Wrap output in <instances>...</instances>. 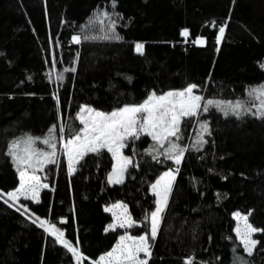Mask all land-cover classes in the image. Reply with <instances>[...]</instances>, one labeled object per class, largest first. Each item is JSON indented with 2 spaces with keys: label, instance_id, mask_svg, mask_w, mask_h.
Returning <instances> with one entry per match:
<instances>
[{
  "label": "trees",
  "instance_id": "obj_1",
  "mask_svg": "<svg viewBox=\"0 0 264 264\" xmlns=\"http://www.w3.org/2000/svg\"><path fill=\"white\" fill-rule=\"evenodd\" d=\"M112 5L113 0H0V192L19 182L9 144L26 134L43 137L53 125L63 126L68 137L69 128L81 127V106L112 111L190 84L206 97L246 99L250 88L264 83V0H115ZM98 11L110 14L102 26L89 23ZM185 29L187 38L181 36ZM73 36H80V43ZM200 37L205 44L193 42ZM54 60L58 72L75 69L63 72L57 84L46 73ZM205 118L209 133L201 145L191 143L196 121L186 118L181 124L179 145L186 150L156 238L150 239L147 264L188 259L234 264L236 257L264 264V117L226 116L213 109ZM153 143L144 135L127 141L132 164L123 183L108 182L113 158L104 149L86 154L72 174L64 158L47 164L48 187L38 202L20 199L28 211L0 198V264H75L35 217L60 224L86 256L85 264L111 251L123 231H105L113 218L104 209L111 204L128 206L134 234L148 232L145 216L156 208L150 186L174 167L165 155L153 159L156 152L146 153ZM236 211L260 230L251 255L237 237Z\"/></svg>",
  "mask_w": 264,
  "mask_h": 264
},
{
  "label": "snow or ice",
  "instance_id": "obj_2",
  "mask_svg": "<svg viewBox=\"0 0 264 264\" xmlns=\"http://www.w3.org/2000/svg\"><path fill=\"white\" fill-rule=\"evenodd\" d=\"M113 7H115V0H113ZM105 19H110V14L104 11H98L94 13V16L90 18L89 23H97L99 25L104 24ZM215 26V22H213ZM110 30L114 32V22L110 25ZM225 31V27L219 28V36L217 42L222 38ZM189 32L185 29L181 32V36L187 38ZM97 38H110L104 37H89L85 36L84 39H97ZM114 38L119 39L118 36ZM73 42L80 43V36H73ZM197 44H203L204 40L197 38L193 41ZM137 51H141L142 44L136 45ZM264 67V65H262ZM55 69V60L53 61V70ZM75 71V69L65 68L63 72ZM63 72L56 73L55 79L62 81ZM198 86L190 84L183 90H173L157 95L155 92L149 94L147 98L139 103L133 105H125L117 108L110 113L94 110L88 106H81L77 118L80 121L82 127L69 128V138L63 143V149L68 154L69 171L72 169L73 155L77 158H83L88 153L101 154V151L106 149L111 153L112 158L116 161L113 165L112 172L108 176V182L111 184L123 183V174L126 171L128 165L131 163V158L123 156L121 150L127 147V141L131 140L135 142L139 140L142 135L150 137L154 142L146 149V153L153 155V159H157L159 155H165L167 159H174L178 165L186 149L182 148L178 141L180 136V125L183 119H191L199 116L201 112H207L209 108L214 107L217 110L228 115L231 112L237 117L240 116V110L245 108L246 104H251L252 107H256L261 117H264V84L251 88L247 95L249 100H236V101H223L207 99L200 95L194 94V89ZM203 101V104L201 103ZM200 128L202 132L208 131L206 123H201ZM64 127H60V140L64 141ZM57 126L53 125L49 128L48 133L43 138L33 137L30 134H26L24 137H20L13 140L8 147V155L12 158L16 165V170L19 173V187L14 191L7 193L0 192V198L5 195L16 201L19 197L23 196L25 199L37 200L38 191L40 188H47V184L40 183V176L36 175L37 171H43L45 165L56 163L57 156ZM174 138V139H172ZM37 141L47 145L51 151H45L36 147ZM204 142L202 135L199 136L197 143ZM167 144V147L165 146ZM159 149H164L163 153H160ZM159 162V161H158ZM31 170V172H29ZM178 171V169H177ZM168 178V182L163 185L161 191H157L161 187L162 182ZM174 179L172 173L165 172L151 187L154 194L157 196L156 210L152 211L149 215L145 216V221L150 222V230L140 236H131L127 231L123 235H120L118 242L112 248L111 251L99 257L93 264H147L146 259H140L139 254L144 253L146 257L150 256L149 239L155 240L158 230V221L160 219L159 214L163 211L164 206L167 203V196L171 190V180ZM32 195L29 196L28 194ZM38 202V201H37ZM7 203V201H5ZM24 207L25 211H28L27 207ZM114 209H122L120 213L114 211ZM19 210V209H18ZM106 212H112V215L116 221L114 224H109L108 230H115L117 227L122 229L132 228L136 226V222L133 221L131 215L128 213L127 205L117 203L112 205L111 208H105ZM239 216V214H235ZM245 221L247 217H244ZM39 221V226L44 228L45 231L50 232L55 236L56 240L61 242L63 246L70 252L77 260V264H80L82 257L78 249L73 247L72 244L62 239L64 233L57 229L55 223L49 225V221L36 218ZM34 223L36 221H33ZM60 223H65L61 220ZM46 225H48L46 227ZM148 227V224L144 225ZM237 235H241L239 226L236 229ZM260 231L253 228L250 224H245V231L243 233L242 242L244 244L245 251L251 255L252 248L256 245L257 241L252 240L251 233ZM185 264H192V260L188 259ZM234 264H247L241 257H236Z\"/></svg>",
  "mask_w": 264,
  "mask_h": 264
},
{
  "label": "rangeland",
  "instance_id": "obj_3",
  "mask_svg": "<svg viewBox=\"0 0 264 264\" xmlns=\"http://www.w3.org/2000/svg\"><path fill=\"white\" fill-rule=\"evenodd\" d=\"M200 38L204 40V43H203V44H205V39L202 38V37H200ZM137 44H142V43H137ZM137 44H136V45H137ZM203 44H202V45H203ZM142 45H143V44H142ZM143 47H144V45H143ZM136 49H137V48H136ZM141 51H143V48H142ZM46 73H47V75H48V79H49V81H51L53 84H57L58 80L55 79V74H56V73H60V72H58V71L56 70V68L53 70V61L51 62V64L48 65V67H47V72H46ZM262 84H264V83H262ZM262 84L256 85V86H254V87H258V86H260V85H262ZM254 87H252V88H254ZM183 89H184V88H183ZM183 89H177V90H183ZM250 89H251V88H250ZM250 89H249V90H250ZM249 90H248V91H249ZM171 91H173V90H171ZM247 93H248V92H247ZM156 94H157V95H161V94H158V93H156ZM162 94H163V93H162ZM194 94H196V95H200V96L204 97L205 100H207V99L223 100V101H236V100H245V101H246V100H249V97H248L247 94H246V99H243V98H239V99H223V98H212V97H206V96H204V95H202V94L196 92L195 89H194ZM142 102H143V101H142ZM201 103L203 104V101H201ZM138 104H139V103H138ZM84 106H88V105H84ZM88 107H91V106H88ZM91 108H93V107H91ZM245 108L248 109V111H245V109H241V110H240V116H239V117H241V116H245V115H248V114L256 115V116H260L259 112L257 111V108H256V107H252L251 104H246V105H245ZM93 109H94V110H97V111H101V110H98V109H96V108H93ZM213 109H214V110H217L216 108L211 107V108H209V110H208L207 112H201V113L199 114L198 117L193 118V119L196 121V123H195L194 121H192V122H193L195 125H197V127L195 128V129H196V134L194 135L195 137H192L193 141H192L191 143H193L195 146H197V145H201V144H204V143L206 142V135L209 133V125L207 124V118H205V116L208 115ZM114 110H115V109H114ZM112 111H113V110H112ZM217 111H219V110H217ZM102 112L110 113L111 111H102ZM219 112H221V111H219ZM221 113L224 114L223 112H221ZM228 115H233V114H232L231 112H229ZM233 116H236V115H233ZM236 117H237V116H236ZM183 121H184V119L182 120V122H183ZM182 122H181V124H182ZM201 123H206V124H207V126H208V131H207V132H202V130H201V128H200V124H201ZM60 127H61V125H60ZM60 127H58V128H57V131H56V136H57V140H56V144H57V156H56V160L60 161L61 158H64V159H65V162L67 163V167H68V171H69L68 154H67V153L64 151V149H63V143L69 138V136L67 137V136L65 135V133H64V134H63V135H64V141H61L60 138H59V137H60ZM81 127H82V125H81ZM180 129H181V125H180ZM179 134H180V133H179ZM46 135H47V134H46ZM46 135H45V136H46ZM201 135H202V138H203V141H204V142L197 143V140H198L199 136H201ZM142 136H143V135H142ZM180 136H181V135H180ZM189 136H191V135H189ZM22 137H24V136H22ZM43 137H44V136H43ZM43 137H41V138H43ZM19 138H20V137H19ZM172 139H174V138H172ZM126 143H127V142H126ZM178 143H179V144L182 143V142H181V139L178 141ZM165 146L167 147V144H166ZM36 147H38V148H40V149H43V150H45V151H51V149H49V148L47 147V145H44V144L40 143L39 141H37ZM125 149H126V147L123 148V149L121 150L122 155L131 158L130 155L126 153ZM163 152H164V150H163ZM84 156H85V155H84ZM84 156H83V157H84ZM81 159H82V158H77L75 155H73V161H72V169H73V170H72L71 172L69 171V174H72V173H74V172L76 171L77 164H78V162H79ZM172 161H173V163H174V167H173V168H169V169H167V170H164V171L158 176V178H157V179L151 184V186H152L154 183H156V181H157V180H158V179H159V178H160L165 172H169V171H170V172L172 173V176L174 177V179L171 180V189H172L173 183H174L175 178H176L177 173H178L177 169H179V166H180V163L177 165V164L175 163V160H174V159H172ZM115 163H116V161L113 159L112 169H113V165H114ZM131 164H132V160H131V163L128 165L126 171H125L124 174H123V180L126 178V176H127V171H128V169H129V167H130ZM14 166H15V169H16V165H15V163H14ZM45 166H46V165H45ZM16 171H17V170H16ZM29 172H31V170H29ZM111 172H112V170H111ZM111 172H110V173H111ZM17 174H18V178H19V173L17 172ZM36 175L40 176V178H41V179H40V183H41V184H46V182H45L44 179H43V177L45 178L44 170H43V171H37V172H36ZM19 182H20V181H19ZM19 182H18V185L16 186V188L19 187ZM167 182H168V178H166L165 181L162 182L161 187L158 188L157 191H161L163 185L166 184ZM151 186H150L151 192L154 194V192H153ZM16 188H15V189H16ZM15 189H13V190H11V191H14ZM42 189H44V188H40L39 191H38L37 200L39 199V193H40V191H41ZM170 193H171V190H170V192H169V194H168V196H167V202H168V200H169ZM28 195L31 196L32 194L29 193ZM154 195H155V194H154ZM155 196H156V195H155ZM5 197H7V196L5 195ZM7 198H8V197H7ZM8 199H9V198H8ZM20 199H25V198H24L23 196H21V197H19V199L16 200V201H13V200L9 199L10 201H8V202H9V203H12L13 206H17V204H21V205H22ZM37 200H33V201H37ZM156 200H157V196H156ZM15 203H16V204H15ZM117 203H120V204L126 205V204H124L123 202L119 201V202H116V203L111 204V205L108 206L107 208H111L112 205H115V204H117ZM166 205H167V203H166ZM156 207H157V205H156ZM165 207H166V206H164V209H165ZM127 208H128V206H127ZM164 209H163V210H164ZM155 210H156V208L154 209V211H155ZM114 211H116L117 213H120V212L122 211V209H114ZM110 213H111V215H112V212H110ZM128 213L131 215V213H130V211H129V208H128ZM162 213H163V211L159 214L160 219H159V221H158V230H159V227H160V224H161ZM237 213L239 214V216L235 215V214H237ZM131 217H132V216H131ZM233 217L235 218L236 229H237V227L239 226V228H240V230H241V235H240V236L237 235V237H238V239L242 242L243 233H244V231H245V224H246V223H247V224H250L249 219H248V216H247L246 214H243V213L239 212V211H236V212H234ZM244 217H247V220H246V221H245ZM36 218H37V217L32 218V219H33L34 221H36V222H35L36 224L39 225V221L36 220ZM39 218H41V217H39ZM112 218H113V220H112L111 224L116 223V221H115L113 215H112ZM41 219H45V220L49 221V225L53 223V222L50 221L49 217L41 218ZM132 219H133V217H132ZM61 220L66 221L65 218H62ZM61 220H60V221H61ZM133 221H134V219H133ZM134 222H135V221H134ZM55 225H56L57 229H59L60 231H62V232L64 233V236L62 237V239H66V240H68V241L72 244L73 247H75V248L78 249L79 253L82 254V257H85V258H86V256L81 252L79 246H78L77 244H75L73 241H71V240L66 236L65 229H64L60 224H56V223H55ZM250 225H251V224H250ZM47 226H48V225H46V227H47ZM251 226H252V225H251ZM252 227H253V226H252ZM117 228H119V227H117ZM117 228H116V229H117ZM253 228H255V227H253ZM43 229H44V228H43ZM120 229H122V228H120ZM236 229H235V230H236ZM255 229H256V228H255ZM44 230H45V229H44ZM158 230H157V232H158ZM125 231H127L128 234L131 235V236H140V235H143V234H144V233H142V234H134V233L132 232L131 228H127V229H123V231L121 232V235H123V234L125 233ZM256 232H257V231H256ZM256 232L251 233V237H250V238H251L252 240H255V238H254V234H255ZM46 233L52 235V234H51L50 232H48V231H46ZM236 234H237V231H236ZM52 236L55 238L54 235H52ZM55 239H56V238H55ZM118 240H119V239H118ZM255 241H256V240H255ZM57 242L60 243V244H62V243L59 242V241H57ZM117 242H118V241H117ZM149 244L151 245V241H150V239H149ZM242 244H243V242H242ZM62 245H63V244H62ZM243 245H244V244H243ZM253 248H254V247H253ZM253 248H252V250H253ZM150 253H151V247H150ZM150 256H151V254H150ZM150 256L146 257L144 253H140V254H139V258H140V259H146L147 262H148ZM74 260H75V264H77V260H76L75 257H74ZM80 264H85V259H81Z\"/></svg>",
  "mask_w": 264,
  "mask_h": 264
},
{
  "label": "water",
  "instance_id": "obj_4",
  "mask_svg": "<svg viewBox=\"0 0 264 264\" xmlns=\"http://www.w3.org/2000/svg\"><path fill=\"white\" fill-rule=\"evenodd\" d=\"M218 36H219V34H218ZM222 38H223V36H222ZM222 38L219 40V42H218V43H221V40H222Z\"/></svg>",
  "mask_w": 264,
  "mask_h": 264
},
{
  "label": "crops",
  "instance_id": "obj_5",
  "mask_svg": "<svg viewBox=\"0 0 264 264\" xmlns=\"http://www.w3.org/2000/svg\"><path fill=\"white\" fill-rule=\"evenodd\" d=\"M97 261V260H96ZM94 262V261H93Z\"/></svg>",
  "mask_w": 264,
  "mask_h": 264
}]
</instances>
